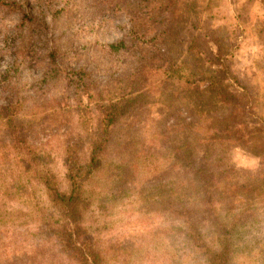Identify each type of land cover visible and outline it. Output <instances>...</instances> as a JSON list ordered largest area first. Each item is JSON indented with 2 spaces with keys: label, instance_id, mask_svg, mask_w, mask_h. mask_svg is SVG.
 Segmentation results:
<instances>
[{
  "label": "trees",
  "instance_id": "16d2710c",
  "mask_svg": "<svg viewBox=\"0 0 264 264\" xmlns=\"http://www.w3.org/2000/svg\"><path fill=\"white\" fill-rule=\"evenodd\" d=\"M124 2L115 7L120 12L134 11L130 13L134 21L127 33L104 44L103 50L110 55L133 53L131 74L138 76L137 80L142 74L160 76L156 80L161 84L150 87L153 91L136 94L132 90L113 98L109 90H103L97 68L67 63L48 37L42 36L34 16L51 13L59 18L61 11L48 14L41 0H27L21 10L16 1L0 0V12L22 14L18 42L14 46L6 39V48H0V57L7 56V51L14 53L9 66H0V99L4 101L0 104V179H4L0 182V264H107L86 184L106 162L117 168L134 166L137 156L119 163L111 160V154L118 141L141 132L144 123L139 110L156 93L164 98L172 119L160 135L167 146L171 134L174 136L171 166L179 170L180 195L170 203H175L174 215L191 253L206 264H233L237 235L256 218L258 207L254 204L257 199L264 201V184L256 176L242 178L235 166L219 164L217 159L224 146H240L264 157V131L247 121L257 115L253 94L244 85L233 91L210 74L197 37L184 56L177 55L172 39L181 30L182 20L174 11L178 0ZM89 61L95 63L96 55ZM23 67L40 73L23 79ZM200 77L207 83V98L197 89ZM42 88L53 96L59 88L62 91L49 106L55 125L68 135L60 154L64 183L51 166L50 154L37 143L42 130L37 118H21L27 112V102L31 104L32 96ZM47 109L42 118L52 115ZM41 123L44 129L50 126ZM35 124L40 128L32 131L30 126ZM18 170L23 177L17 178ZM31 182L33 191L42 190L49 216L35 228L27 229L25 222L14 228L10 214L18 211L7 201L31 193ZM20 234H28L30 240L18 237ZM11 246L17 248L11 250Z\"/></svg>",
  "mask_w": 264,
  "mask_h": 264
},
{
  "label": "rangeland",
  "instance_id": "374dc122",
  "mask_svg": "<svg viewBox=\"0 0 264 264\" xmlns=\"http://www.w3.org/2000/svg\"><path fill=\"white\" fill-rule=\"evenodd\" d=\"M13 1L18 2L21 10L27 0ZM41 1L48 14L55 10L62 12L59 18H54L51 13L34 16L35 24H39L44 32L42 36L48 37L67 63L97 68L103 90H109L113 98H120L132 90L136 94L143 90L153 91L154 88L150 87L158 86L161 80L156 78L160 76L142 74L137 80L139 77L131 74L133 53L125 54L127 56L110 55L103 50L104 44L127 33L134 21L131 19L134 11L120 12L115 7L124 5L125 0ZM174 11L178 20H182L180 32L172 39L179 51L177 55L184 56L183 52L197 37L210 74L233 91H237V86L244 85L253 94L257 115L248 117L247 121L250 126L264 131V0H178ZM21 16V13L0 12V48H6V39L14 46L18 42L21 34L17 25ZM163 17H167L166 13ZM6 54L0 57L2 69L10 65L14 53L7 51ZM94 55L95 63L89 61ZM20 71L23 79L40 73L38 69L24 67ZM199 80L197 89L203 97H209L210 93L205 89L207 83H202L204 80L201 77ZM155 89L159 90L158 87ZM59 92H62L61 88L53 96L45 88L40 89V94L32 96V103L27 102V112L22 113L21 118H37V124L42 128L36 137L39 140L37 143L50 154L51 166L64 183L60 154L68 135L64 128L58 129L55 125L56 117L49 106L57 102ZM3 102L0 99V104ZM34 103L41 104V107H34ZM145 104L139 110L144 123L141 132L134 133L135 138L118 141L111 154V160L116 159L113 161L119 163L124 158L130 157L132 161L137 156L134 166L117 168L106 162L86 184L87 194L94 201V214L101 244L106 250L107 264H206L205 259L191 253L184 243L183 229L174 215L175 203H170L179 197L180 183L177 177L179 170L171 166L174 136L171 134L167 146L160 135L172 121L168 106L160 93L152 94ZM45 108H49L47 112L53 116L48 118L44 115L42 118ZM42 120L50 126L44 129ZM45 120L53 121V125ZM37 124L31 125L30 129L38 130L40 127ZM73 129L76 134V121ZM217 155L219 164L233 165L242 178L250 180L256 176L264 184V157L240 146H224L219 148ZM19 171L17 178L23 177ZM3 180L0 179V182ZM29 191L31 193L20 196L18 200L7 201L11 209L18 211L12 210L13 214H10L14 228L20 226L19 222H25L27 229L35 228L44 216H49L50 210L42 190L33 191L31 182ZM170 192H173V197L169 196ZM254 205L258 207L256 218L237 235L233 264H264V201L257 199ZM35 230H31L32 233ZM23 236L30 240L28 234L18 235ZM15 248L11 246V250Z\"/></svg>",
  "mask_w": 264,
  "mask_h": 264
}]
</instances>
